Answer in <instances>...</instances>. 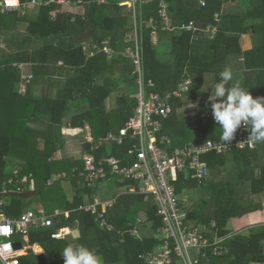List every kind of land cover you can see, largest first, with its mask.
Instances as JSON below:
<instances>
[{"label": "trees", "instance_id": "16d2710c", "mask_svg": "<svg viewBox=\"0 0 264 264\" xmlns=\"http://www.w3.org/2000/svg\"><path fill=\"white\" fill-rule=\"evenodd\" d=\"M30 0H20L21 6L16 9H3L0 6V40L5 39L6 29L9 26L21 25L27 26L29 33L27 42L30 51L18 52L15 59L21 62L33 63L34 74L37 75L39 69L50 68L57 70L56 65L62 61V69L69 68L72 76L68 78L60 94H65L60 99H50L47 103L32 98H24L17 93L9 92L5 88H0V189L4 182L7 183L9 190H30V181L27 183H18V180L32 173L35 181V189L40 193L44 188L60 185L54 201V207L46 206L47 214H53L58 208L70 212L69 216L65 214L57 218L55 225L48 229L32 232L29 236L31 243H39L45 253L41 255L27 254L21 255L20 264H49L50 258H56L53 264H62V250L69 243L63 239H56L53 234L59 228L71 226L78 223L81 232L86 235L89 231L95 233V239L101 245L104 262L106 264L124 262L126 264H145L140 258V254L151 250L158 243L155 234L163 225L162 218L158 215L156 203L150 199L145 201L142 194H123L119 197L117 203L106 211V218L113 225V230L109 231L100 228L95 222V216L80 206L84 203L85 196L92 197L95 191L88 188L79 178L73 177L74 169H81L79 163L75 161L59 160L49 161L52 154L59 149L58 143L61 141L59 125L62 117L68 110V94H91L87 101L90 108L85 111L77 122L84 126V121H89L92 126L93 135L96 138L104 137L110 131H118L135 114L136 99L128 98L123 93L117 98V106L107 111L105 100L112 94L114 87L112 77L103 78L102 83H98L95 78L115 72V67L121 60L111 58L105 52L104 41L109 39V46L117 52L125 50V47L131 42L128 35L135 30L137 24L138 35L142 45V55L145 67V73L156 82V90L164 92L174 90L182 80L180 75L185 77L195 74L213 73L216 80H219V72L228 64L230 57L234 54L243 52L240 45V35L243 32L253 30L255 36L260 39L261 44H256L252 49L244 51L245 60L249 66L250 61L264 62V0H247L251 3L248 13L245 15H223L220 20L218 31L212 40H210V49L205 57L199 56L194 52L192 42L193 33L180 29L182 24L194 21L198 26H207L215 24V13L220 12L223 0H206L205 6L189 7L181 0H163L166 5L171 7L169 14L171 16L172 34V54L175 59V68L178 72V78L175 85L165 88L159 80L158 67L160 65L159 56L153 43V32L155 30L150 19H154L159 24L161 31V0H152L138 6L136 18L131 8L127 5H120L121 0H109V2H100V0H83L85 2L86 12L84 15L69 12L57 11L54 4L41 6L38 13L28 15L24 11L25 5ZM126 1V0H125ZM54 14V16H52ZM170 30V29H169ZM78 31H89L92 33V39L98 45L100 52L88 56L84 51L82 43L62 42L54 45L48 41V38L54 35L66 34L72 37ZM34 41V42H33ZM42 42V46L39 43ZM262 60L263 62H261ZM129 62L132 78V65ZM51 64V65H49ZM255 66H260L255 65ZM251 68V67H250ZM59 70V69H58ZM57 72V71H55ZM54 75V73H52ZM115 74V73H114ZM249 81L243 87L249 89L254 97H264V70L257 73V82L253 81L254 73L249 72ZM135 86V84H134ZM247 86V87H245ZM192 87V91H194ZM93 94V95H92ZM95 94V95H94ZM209 94H185L183 97H174L172 99L173 112L163 120L160 133L168 135L172 139L173 147H183L188 143L206 140L220 139L221 129L214 120L213 115H209L201 126L202 135L193 140L190 132L191 126L185 121V117L179 114L178 108L182 105L185 97H192L195 103L203 102L205 107L211 109L208 101ZM42 105L47 106V115L50 125L45 127L42 136L46 143L43 148L30 147L29 143H35L33 130L27 125L40 111ZM28 110L27 114H19L21 108ZM74 124V123H73ZM57 130V132L55 131ZM259 146V145H258ZM126 146L103 145L96 150L97 157L108 155L120 156L125 151ZM89 148V147H86ZM257 148V147H256ZM254 148V149H256ZM240 148H232L229 151ZM251 148H243V150ZM253 150V149H252ZM228 151V152H229ZM226 152V153H228ZM209 153L202 157L210 166V169H217L224 165V154ZM11 154L22 156L26 162L9 163L7 157ZM80 166V167H79ZM15 171L17 173L15 174ZM211 172V171H210ZM66 173L67 179H70L78 189L71 201L63 202L64 189L61 187V180L48 185V180L54 174ZM57 174V175H58ZM10 178L14 181L9 183ZM114 182L110 183L111 185ZM176 194L179 200L186 203L189 208V218L197 223L210 224L216 221L220 234L229 235L226 228L228 219L232 217L233 212H224L227 204L233 200V194L228 198L222 194H215L212 201H205L199 205L189 206L182 199L185 191L198 187H207V181L192 179L186 177L184 172H176L172 180ZM264 187V184L261 188ZM258 190V189H257ZM224 197V199H223ZM25 199L18 197H6V203L1 208L12 218H18L25 211ZM230 200V201H229ZM144 219L140 229L145 232L143 239L132 237L131 230L136 219ZM257 236V235H253ZM125 241L121 242V238ZM241 236H235L232 240L230 252L225 256L217 257L214 264H249L248 255L241 254V251L253 253L250 249L244 248L241 244ZM262 234L257 237V256L259 252V242ZM227 244V242H226ZM228 246V245H227Z\"/></svg>", "mask_w": 264, "mask_h": 264}, {"label": "built area", "instance_id": "2783aa9c", "mask_svg": "<svg viewBox=\"0 0 264 264\" xmlns=\"http://www.w3.org/2000/svg\"><path fill=\"white\" fill-rule=\"evenodd\" d=\"M197 1L200 6H205L207 3L206 0ZM140 2L141 0H127L124 3L133 10L134 18H136ZM48 4H54L60 12H73L76 8L85 5V2L83 0H30L25 5L24 11L32 6L40 8ZM0 6L6 10L16 9L21 6V2L17 0V4L12 5L6 0H0ZM214 17L218 23L220 14L217 12ZM160 18L162 30L174 28L167 5L163 0H161ZM216 23L203 27L190 21L182 24L180 29L191 31L192 38L197 32H209L211 36H215L218 31ZM150 24H153L154 31L159 29L156 20L150 19ZM128 40L131 43L126 46L124 55L132 65V77L135 84L132 97L137 102L135 114L118 131H110L98 140L89 139L91 146L85 148L81 156L82 168H75L72 176L79 178L95 193L90 200L80 206V209L91 212L100 228L113 230V225L105 216L107 209L112 208L123 194H142L145 196V201L152 199L156 203L158 215L163 222L155 234L158 238L156 246L140 254L145 264H214L217 257L229 254L230 250L226 242L231 235L220 234L216 221L205 224L190 219L189 208L186 203L179 200L172 180L176 172L185 173V171L192 179H207L211 169L208 162L202 159L204 155L223 154L232 148L254 149L264 143H253L247 138L248 132L241 128L231 144H226L221 139H206L188 143L183 147H173L172 139L160 133L162 122L173 112L172 99L181 97L184 92L190 90L191 80L184 79L174 90L157 91L156 82L145 73L142 45L136 22L135 30L129 35ZM105 52L109 57L114 54V51L107 47ZM113 144L127 145V147L120 156H96V150L100 147ZM67 178L66 173L53 175L48 185ZM13 181L14 179L10 178L9 183ZM27 181L25 177L18 180V183ZM112 182L114 183L110 186ZM104 184L113 190V195L110 197L99 194L100 187ZM6 186L7 183L4 182L3 188L0 189V264H20V249H15V243L28 242L33 230L51 228L60 215L69 216L70 212L56 210L53 214H47L43 210L27 209L18 218H12L1 209L6 203V194L11 191ZM143 221L142 217H138L131 230V234L139 239H142L140 226ZM67 231L70 232L69 227L59 228L53 237L65 235Z\"/></svg>", "mask_w": 264, "mask_h": 264}, {"label": "crops", "instance_id": "0c3cea01", "mask_svg": "<svg viewBox=\"0 0 264 264\" xmlns=\"http://www.w3.org/2000/svg\"><path fill=\"white\" fill-rule=\"evenodd\" d=\"M150 1L152 0H141L139 5ZM181 1L189 7L199 6L197 0ZM223 1L224 2L222 4L221 10L220 12H218L220 14V20H222L223 15H245L246 13H248L251 6V3L247 0ZM101 2H109V0H101ZM125 2H127V0H121L120 5H125ZM167 8L168 10H171V7H169L168 5ZM38 10L39 8L37 9L36 13H38ZM85 12L86 7L85 5H82L81 7L76 8L75 11L69 13L84 15ZM52 16H54V14H52ZM9 28L10 29H6L5 39L0 40V88L3 87L7 91L17 93L24 98H34L45 103H47L50 99H60V97L65 95L60 94L62 89L64 88V85L66 84L68 78L73 75L71 69H62V61H60L56 65L49 64L52 66V68L58 67L59 70H52L50 68L42 70L39 69L38 74L35 75L33 71V63L21 61L19 62L17 61V59H15L16 53L30 51L32 49L29 48L27 42L29 36L27 26H22L21 23H19L17 24V26H9ZM174 32L176 31H174L173 29H161V31L156 30L153 32V43L160 60V65L158 67L159 80L165 88L173 87L178 78V72L174 64V55L172 54L173 45L171 36ZM194 36L195 37L192 38L194 52L201 57H205L210 49V40L213 39L211 33L197 32ZM48 41L53 43L54 45L60 44L64 41H75V43L77 44L82 43L84 46V51L88 56H92L100 52L98 45L93 42L92 33L89 31H78L72 37L67 36L66 34L54 35L48 38ZM261 42L262 41L255 36L253 30L241 33L240 45L243 52L232 55L228 64L226 65L230 66L233 69L234 79L232 83H238L241 87H243L249 81V72L254 73L253 81L257 82V73H260L262 70H264V62L262 60L260 61L263 63H260L259 61H250L249 66V62L247 64L245 60L244 51L252 49L256 44H261ZM42 44V42L39 43V45L41 46ZM104 44L106 47L109 46V39L105 40ZM113 51L114 54L112 55V57L108 56L109 59L116 58L121 60V63H118L115 67V74L105 73L103 76L95 78L98 83H102L104 77H118V80L114 79L115 77H112V84L115 89L112 94H110V96L105 100V108L107 111L112 110L117 106V98L123 94H119V90L116 88V85H114V83H116L117 86L119 85V83L121 85L123 83V85L126 87V92L128 93L127 96L129 99L135 92L134 82L132 81V78H130L131 70L128 62L129 59L124 55V51ZM258 64L260 66H255ZM52 73H54V75ZM180 76L183 79L189 78L191 80L190 90L184 92V95H210L211 88L209 86H211L215 82H218L216 80V76L213 73L195 74L187 77H185V74L183 73ZM121 79H123V81ZM194 86V91H192L191 88ZM89 95L91 94H68V110L66 111V115L62 117L61 124L59 125V132L55 130L60 136L61 141L58 143L60 147L52 154L49 161H75L82 167L81 156L83 154V150L86 147L91 146V142L89 139L93 138L94 140H98V138L93 135L92 126L89 121H84V126H80L77 124V122H82L79 117L90 108L87 101ZM190 104H196L197 106L189 107ZM46 110L47 106L45 107V105H42L40 107L41 112H39L36 117H34L27 123L30 129L33 130L32 134L34 135V139L36 141L35 143L30 142V147H37L41 149L45 146L46 141L42 134L45 131V127L47 125H50V120L48 119ZM27 112L28 110L22 107L19 111V114L26 115ZM177 112L184 116L186 119L185 122L191 126L190 132L192 134L193 140L202 135L201 126L206 121V119L201 121L197 116L213 115L212 110L205 107L203 102L195 103L192 97H185L182 101V105L178 108ZM224 158V165L219 166L217 169L211 170L209 176L206 179L207 187H198L202 188L203 191L207 193V195L205 194V196H194L193 191L198 189L194 188L186 190L184 195L182 196V199L187 202L189 206H193L199 205L200 203H203L205 201H212V198L217 193L227 196L228 198H231L230 196L233 194V200H229L230 202L224 209V212H233V215L228 219L226 226V228L229 230L228 233L231 235V237L227 240V245L228 247H231L230 245L235 236H241L239 240L241 244L243 243L244 248L247 249L248 247V250L251 249L253 251V253L251 254H247L245 250L241 251V254L248 255V258L250 260L249 264H264V187L261 188V186L264 184V145L259 144V146H257V148L253 150L234 149L224 154ZM7 159L9 163L26 162V160L22 156L15 154L9 155ZM57 174L55 173L54 175ZM25 177L28 179V181H30L31 189L36 190L32 173L27 174V176ZM60 184L64 189L63 202L66 203L67 201H71L76 194L78 186L70 181V179H62ZM38 193L39 191H37L36 195ZM99 194H102L103 197H110L111 195H113V190L107 188V186L104 184L100 187ZM90 199V197L85 196L84 202ZM26 200L27 199H25L24 201ZM33 210H43L45 212V209L41 206L40 208ZM56 210L62 211L64 209L58 208ZM67 227H69L70 232L67 231L65 235L56 237V239H63L67 243L71 242L75 245L82 244L88 246L94 249L101 256L103 264H106L104 262V255L101 245L99 244L98 240L95 239L96 235L93 231H89L86 235H84L79 229L78 223H74L71 226ZM38 230H43V228L35 229L32 232ZM73 231L80 232L79 240H71V233ZM140 233L143 239L145 236V232L142 230V228L140 229ZM254 234L257 236H253ZM259 234H262V239L259 242L260 255L257 256L255 250H257V237ZM132 237L134 238L135 236L132 235ZM120 241L124 242L125 237L121 238ZM44 253L45 249L39 243H31L30 238L28 242H24L22 244V248L20 249L21 255H41ZM55 259L56 258H50L49 264H53ZM62 262V264H64V259ZM110 264L126 263L118 262Z\"/></svg>", "mask_w": 264, "mask_h": 264}, {"label": "clouds", "instance_id": "9594fccd", "mask_svg": "<svg viewBox=\"0 0 264 264\" xmlns=\"http://www.w3.org/2000/svg\"><path fill=\"white\" fill-rule=\"evenodd\" d=\"M233 79V69L225 66L219 72L218 82L209 86V106L221 129L220 139L226 144H231L238 130L244 128L250 141L264 143V97H254L249 89L232 83ZM195 106L197 105H189ZM79 239L80 232L73 231L71 240ZM62 256L64 264H103L101 256L94 249L82 244L75 245L70 242L63 248Z\"/></svg>", "mask_w": 264, "mask_h": 264}, {"label": "rangeland", "instance_id": "374dc122", "mask_svg": "<svg viewBox=\"0 0 264 264\" xmlns=\"http://www.w3.org/2000/svg\"><path fill=\"white\" fill-rule=\"evenodd\" d=\"M8 1L12 2V3H15L17 0H8ZM37 9L38 8L34 7V6L27 8L28 15L36 14ZM219 22H220V20H219ZM219 22L216 23V25L218 27H219ZM212 37H214V35H212ZM113 77H115L114 79L118 80V77H116V76H113ZM123 79H125V78H123ZM123 79H121V80L123 81ZM114 85H116V88L119 90V94H122V93L128 94L126 92V87L123 85V83H122L123 86L120 83H119L118 86H117L116 83H114ZM120 86H121V88H120ZM129 94H130V92H129ZM130 96H131V94H130ZM197 117L201 121L209 118L206 115L197 116ZM59 187H60V185L57 184V185L49 187V188H44V191H42L41 193L39 192L37 195H35V196L31 197V198H28L25 201V204H24L25 210H27V209H37V208H40V206L45 209V207L49 206V205H50L51 208L54 207L55 205H53V204H55L54 201L56 200V198H55L56 195H54V194H56L58 192ZM193 192H194L193 193L194 196H199V195L205 196V194L207 195V193L205 191H203L202 188H198L197 190H195ZM45 212H46V210H45Z\"/></svg>", "mask_w": 264, "mask_h": 264}, {"label": "water", "instance_id": "95a60500", "mask_svg": "<svg viewBox=\"0 0 264 264\" xmlns=\"http://www.w3.org/2000/svg\"><path fill=\"white\" fill-rule=\"evenodd\" d=\"M185 176L188 177V172L185 171ZM37 191L34 189L31 190H25V191H9L6 194V197H18V198H23V199H28L36 195ZM22 248L21 242L15 243V249L19 250Z\"/></svg>", "mask_w": 264, "mask_h": 264}, {"label": "bare ground", "instance_id": "6f19581e", "mask_svg": "<svg viewBox=\"0 0 264 264\" xmlns=\"http://www.w3.org/2000/svg\"><path fill=\"white\" fill-rule=\"evenodd\" d=\"M6 1L8 2V4H12V5L17 4V1L15 3L9 2L8 0Z\"/></svg>", "mask_w": 264, "mask_h": 264}]
</instances>
